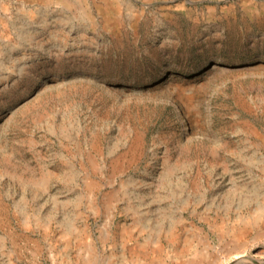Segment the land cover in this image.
<instances>
[{
    "label": "rangeland",
    "instance_id": "obj_1",
    "mask_svg": "<svg viewBox=\"0 0 264 264\" xmlns=\"http://www.w3.org/2000/svg\"><path fill=\"white\" fill-rule=\"evenodd\" d=\"M0 264H264V0H0Z\"/></svg>",
    "mask_w": 264,
    "mask_h": 264
},
{
    "label": "bare ground",
    "instance_id": "obj_2",
    "mask_svg": "<svg viewBox=\"0 0 264 264\" xmlns=\"http://www.w3.org/2000/svg\"><path fill=\"white\" fill-rule=\"evenodd\" d=\"M176 110V109H175Z\"/></svg>",
    "mask_w": 264,
    "mask_h": 264
}]
</instances>
